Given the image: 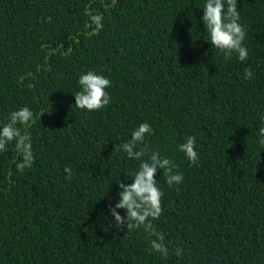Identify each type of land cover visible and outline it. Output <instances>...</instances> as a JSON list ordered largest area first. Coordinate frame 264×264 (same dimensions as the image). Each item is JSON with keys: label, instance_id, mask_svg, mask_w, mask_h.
<instances>
[{"label": "trees", "instance_id": "1", "mask_svg": "<svg viewBox=\"0 0 264 264\" xmlns=\"http://www.w3.org/2000/svg\"><path fill=\"white\" fill-rule=\"evenodd\" d=\"M204 3L0 0V124L24 106L36 115L33 166L17 170L14 142L0 152V264H264V0H238L244 62L212 48ZM90 70L112 82L93 112L74 96ZM142 122L184 177L156 176L167 257L109 212L140 163L113 150ZM187 136L195 165L179 151Z\"/></svg>", "mask_w": 264, "mask_h": 264}, {"label": "clouds", "instance_id": "2", "mask_svg": "<svg viewBox=\"0 0 264 264\" xmlns=\"http://www.w3.org/2000/svg\"><path fill=\"white\" fill-rule=\"evenodd\" d=\"M238 0H205L203 6L204 15L202 22L207 35L210 37L212 48L218 49L225 60L232 58L233 54L244 62L248 59L249 51L244 41L247 33L240 23V12L238 11ZM251 68L244 70V79L253 77ZM80 90L75 96V106L78 109L93 112L107 107L111 102V96L107 91L111 87V80L95 71L81 74L78 79ZM44 114L42 113L41 116ZM36 123V115L27 106L10 112L7 123L0 124V152L7 151V145L14 142L15 151L20 158L16 164L19 172L30 169L35 156L31 136L28 129ZM259 144L264 148V124L259 128ZM153 134L152 126L147 122L140 123L132 132L129 140L123 144H117L113 152L126 153L127 157L139 161V168L134 173L131 183L120 181L118 187L119 202L112 206L109 204V212L114 217L113 225L117 229L126 226L127 231L141 227L149 234L150 248L152 251L167 257L169 249L164 243L165 236L154 229L153 220H158L163 214L162 198L164 193L158 186L156 179L158 170L163 171V177L169 187L179 185L183 182V175L179 173L174 162L161 156L159 150H153L146 143V137ZM179 151L193 165L198 163L199 154L196 151V137L187 136L179 145ZM67 173L65 179L72 177L71 167L64 169ZM118 209L125 210L126 217L121 216ZM176 256L183 255V249L177 248Z\"/></svg>", "mask_w": 264, "mask_h": 264}]
</instances>
